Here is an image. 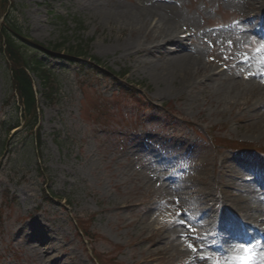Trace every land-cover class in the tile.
Masks as SVG:
<instances>
[{"label":"rangeland","instance_id":"1","mask_svg":"<svg viewBox=\"0 0 264 264\" xmlns=\"http://www.w3.org/2000/svg\"><path fill=\"white\" fill-rule=\"evenodd\" d=\"M226 1L181 0L180 23L185 26L179 32L192 35L177 55L190 49L204 71L193 76L189 89H178L176 81L165 91L152 78L155 67L143 61L165 64L168 55L151 54L136 44L125 49L124 44L142 42L144 36L130 32L126 21L101 16L100 11L120 3L135 8L132 0H10V18L25 38L47 49L57 48V57L35 55L57 76L59 92L52 101L39 96L37 152L27 131L7 138L1 123L14 117L13 95L7 68L0 60V264H95L89 258L90 247L78 236L77 220L87 233L97 234L93 248L108 264H237L236 258L244 255L241 244L232 255L208 254L209 250L205 254L190 232L194 226L181 222L194 223L193 216L185 218L182 212L186 201H191L188 193L195 196L200 211L207 213L212 207L213 215L218 214V200L234 194L233 201L240 194L231 190L235 182L223 174V161L245 164L258 157L217 149L213 136L264 147V112L257 121L245 106H255L264 90L246 88L240 79L243 70L253 75L252 64L264 68V50L227 29L215 30L247 10L246 0L230 5ZM5 9L0 8V20ZM20 44L24 53L34 54ZM63 55L75 61L68 63ZM239 60L245 65L236 69ZM219 67L226 68L225 77L231 75L235 85L239 83L238 104L226 101L225 91L213 88L221 80L197 85L204 74ZM106 70L119 73V80L102 79ZM118 87L139 91L158 106L157 112L135 114L126 103L121 113L126 114L124 122L117 118L110 127L95 123L99 100L103 108L114 111ZM35 88L40 90L36 79ZM250 116L255 122H247ZM177 152L185 154L187 162H181ZM163 166L174 178L172 187H157L159 183L148 178L155 170L165 172ZM47 190L59 199H50ZM200 197L207 202L204 208ZM177 198L181 201L177 219L161 229L171 221ZM242 199L251 200L248 194H242ZM261 203L256 200L264 209ZM40 231L49 235L48 242L32 238ZM46 243L59 246V252H43ZM113 246L121 249L115 251ZM250 248L254 264H259L261 250Z\"/></svg>","mask_w":264,"mask_h":264},{"label":"bare ground","instance_id":"2","mask_svg":"<svg viewBox=\"0 0 264 264\" xmlns=\"http://www.w3.org/2000/svg\"><path fill=\"white\" fill-rule=\"evenodd\" d=\"M248 4L246 15L247 18H257L260 15L264 16V0H246L243 2V4ZM101 16L104 18H107V20H120V21H126V23L130 27V32H135L137 34H140L144 36V39L140 44H138V41H131L129 44L125 46V49L128 48H136L134 44L138 45V47H145L149 50L151 54L156 53V55H168L169 59L165 64H160L156 61H143L145 66H153L155 67V76L152 78L155 79L157 83H160L163 85V89L165 91L170 89V84L173 85L174 82H179V88L178 89H189V87H192L191 85H194V75H198L199 72H203V68L201 67V64L199 62V59L195 54L191 53H185L181 55H177V52H182L185 48V44L183 40L177 38V29L181 25V17L179 12V6H176L172 3H161V4H147L145 3V6L143 9H134L132 7H129L127 5H123L120 3L117 8H108L106 12L100 11ZM253 22H248V26L251 27V29H255L253 27ZM185 25V24H183ZM182 27V26H181ZM184 33V32H183ZM161 43V44H157ZM131 44V45H130ZM124 47V46H123ZM189 51V50H186ZM157 65H160L156 67ZM256 67V65H254ZM217 77L211 75V74H204L202 78H200V81L197 85L200 86H208L214 83V79ZM232 80V78L227 77L226 80H221V84H219L217 87L214 85L216 91L219 93H223L225 91L224 98L226 101L233 102L234 104H238L239 102H235L238 98H240V91L239 86L235 85L236 82ZM223 88H218V87ZM167 89V90H166ZM227 89V90H226ZM223 90V91H222ZM245 105V104H243ZM249 112L251 111V115L257 118V121L263 119L261 112H264V97H261V99L257 102L255 106H249ZM255 111V112H254ZM250 119H252L251 122L253 123L252 116H250ZM257 125V123H256ZM255 125V126H256ZM244 172L249 171L251 172V169L248 166L244 165H238L237 168L234 171ZM170 180V177L168 178ZM242 179V178H240ZM264 180V172H258L255 174V183L251 185V189L253 192H256L255 184L258 181ZM238 190L240 188H245L242 183L237 186ZM237 197V196H236ZM189 199H191L188 196ZM250 199L252 202L247 203L246 207H243L244 205H240L242 203V198L239 195L237 198H235L233 201H228L227 204H230L233 207H236L237 210H245L246 212H250L252 220L258 219L256 217V213L259 215V211L256 207V203H254L253 199L256 200V195L250 196ZM262 201L264 202V198L262 197ZM201 204L204 206L207 205L206 201H201ZM235 204V205H234ZM236 211V210H235ZM194 212V210H193ZM198 214V213H197ZM208 217L211 219V212H209ZM201 222V230L204 232V236L207 239L204 240V246H206L207 243H209L210 240L213 239L212 235H209V229L210 227L206 225L204 222V218L200 219ZM243 228H241L239 225L237 227L233 226L231 228V232L239 235L240 231ZM252 230V229H249ZM254 231V230H253ZM41 232V231H40ZM259 235H261L260 231H257ZM256 233V232H255ZM48 234L43 233H33L32 238L39 239L42 241L48 240ZM155 243H158V241H155ZM161 243V242H160ZM164 244V243H163ZM54 245V244H53ZM59 246H52L51 250H55V252L58 250L59 252ZM49 259V258H48Z\"/></svg>","mask_w":264,"mask_h":264},{"label":"trees","instance_id":"3","mask_svg":"<svg viewBox=\"0 0 264 264\" xmlns=\"http://www.w3.org/2000/svg\"><path fill=\"white\" fill-rule=\"evenodd\" d=\"M2 6L4 9L6 8V11L0 23V59H4L8 69L10 89L18 100V106L13 108L15 118L7 123L5 132L9 135L10 131L18 128L23 121L25 130L31 135L32 142L40 146L38 131H34L38 108L31 75L40 82V94L47 100L52 97L54 92L56 76L46 69L36 56L24 53L20 42L27 45L31 52L37 54L43 53L51 56L56 54L54 52L57 51V48L53 47L49 51L47 48L27 40L20 27L8 16L10 1L0 0V8ZM65 58L70 60V55H66Z\"/></svg>","mask_w":264,"mask_h":264},{"label":"snow or ice","instance_id":"4","mask_svg":"<svg viewBox=\"0 0 264 264\" xmlns=\"http://www.w3.org/2000/svg\"><path fill=\"white\" fill-rule=\"evenodd\" d=\"M261 49H264V45H261ZM189 247H193L192 245H189ZM195 251V249L193 248ZM244 255L237 257V264H254V255L253 251L250 247L244 246L243 248Z\"/></svg>","mask_w":264,"mask_h":264}]
</instances>
